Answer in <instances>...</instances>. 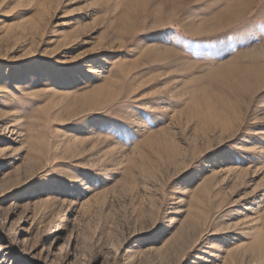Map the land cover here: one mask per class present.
Listing matches in <instances>:
<instances>
[{
    "label": "rangeland",
    "instance_id": "obj_1",
    "mask_svg": "<svg viewBox=\"0 0 264 264\" xmlns=\"http://www.w3.org/2000/svg\"><path fill=\"white\" fill-rule=\"evenodd\" d=\"M161 1L0 0V264H264V0Z\"/></svg>",
    "mask_w": 264,
    "mask_h": 264
},
{
    "label": "bare ground",
    "instance_id": "obj_2",
    "mask_svg": "<svg viewBox=\"0 0 264 264\" xmlns=\"http://www.w3.org/2000/svg\"><path fill=\"white\" fill-rule=\"evenodd\" d=\"M163 2H164V5H162L163 6V8H167V7H169L170 9H173L175 12H178L179 11V7H180V0H162ZM161 1V2H162ZM162 2V3H163ZM248 2H249V0H236V1H233V2H230V3H224L225 5H224V7L221 9V11L220 12H218L217 11V13L218 14H216L212 19H211V21H210V19H209V21H210V23H212L213 25H215L216 23H217V25L214 27L215 29H214V31L215 30H219V29H221L222 28V26L224 25H221V24H219L218 22H221L222 23V20L223 19H225V17H228V16H235V18L237 17V16H239V15H241L244 11H245V8L248 6ZM182 3V5L184 6V4H183V2H181ZM184 3H186V2H184ZM144 6V5H143ZM159 6H161V5H159V3H158V6H156L157 8L159 7ZM142 7V6H141ZM160 8V7H159ZM162 8V7H161ZM162 8V9H163ZM184 8V7H183ZM158 11V10H157ZM172 11V10H171ZM161 12V11H160ZM180 12V11H179ZM178 12V13H179ZM177 13V14H178ZM176 14V13H175ZM171 17V16H170ZM169 18V17H168ZM227 19V18H226ZM225 19V20H226ZM230 19V18H229ZM208 21V20H207ZM227 21V20H226ZM231 21V20H230ZM205 21L203 20L202 22H200V25H202L203 26V24H205L204 23ZM209 22L207 23L208 25L210 24ZM224 23H226V22H224ZM233 23V22H232ZM227 25H225V27L226 26H228V24H230V22L228 21L227 23H226ZM211 25V24H210ZM209 25V26H210ZM197 27V26H196ZM213 27V26H212ZM206 28V27H205ZM205 28H204V26H203V30L202 31H204L205 30ZM196 29H198V28H196ZM200 29V28H199ZM199 29H198V31H199ZM202 29V28H201ZM207 29V28H206ZM210 30V29H209ZM212 30H213V28H212ZM201 31V32H202ZM204 32H206V31H204ZM253 65V64H252ZM254 66V65H253ZM252 66V67H253ZM255 67H257L256 65H255ZM251 68V67H250ZM253 69V68H252ZM262 69V68H261ZM259 70V69H258ZM235 71V70H234ZM257 73V72H256ZM250 74V73H249ZM249 74H244V78L246 77L247 79H246V85H251V83L255 80L251 75H249ZM261 74H262V71H261ZM238 84V83H237ZM233 85V84H232ZM238 86V85H237ZM240 86H241V84H240ZM228 87V86H227ZM234 87V86H233ZM256 87V86H255ZM254 87V88H255ZM230 88V87H229ZM234 89V88H233ZM253 89V88H252ZM244 90H245V88H244ZM232 108V107H231ZM3 249V248H2ZM5 249V248H4ZM3 251H5V250H0V253H3V254H5Z\"/></svg>",
    "mask_w": 264,
    "mask_h": 264
}]
</instances>
